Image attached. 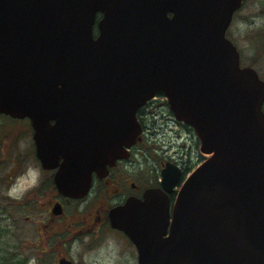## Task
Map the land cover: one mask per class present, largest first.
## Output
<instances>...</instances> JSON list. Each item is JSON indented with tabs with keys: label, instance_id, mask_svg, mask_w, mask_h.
Wrapping results in <instances>:
<instances>
[{
	"label": "water",
	"instance_id": "water-1",
	"mask_svg": "<svg viewBox=\"0 0 264 264\" xmlns=\"http://www.w3.org/2000/svg\"><path fill=\"white\" fill-rule=\"evenodd\" d=\"M243 2L0 0V113L30 118L60 192L85 195L126 156L158 92L209 155L172 208L168 163L160 187L111 210L139 264H264V79L226 34Z\"/></svg>",
	"mask_w": 264,
	"mask_h": 264
},
{
	"label": "rangeland",
	"instance_id": "rangeland-1",
	"mask_svg": "<svg viewBox=\"0 0 264 264\" xmlns=\"http://www.w3.org/2000/svg\"><path fill=\"white\" fill-rule=\"evenodd\" d=\"M227 35L240 50L241 64L254 67L264 79V0H245L242 8L235 14ZM157 99V105L166 100L163 96H157ZM156 108L163 113L156 112L153 115L149 108L146 115L150 130L155 132L150 141L172 142L175 134L169 125L163 124L166 120L172 122L169 119L172 116L166 108L160 105ZM152 146L154 145L150 144L146 149L147 157L140 158L141 162L134 168L146 171L148 180L151 179V174L158 176L151 158L156 155ZM173 149L175 146L164 149V153L159 150L158 153L173 154ZM33 150L29 120L0 115V223L7 230L0 237V255L18 253L17 257L25 259V264H56L55 257L59 253L66 254L73 261L77 260L78 264H138L134 247L125 245V242L106 232L94 238L92 235H82L75 242L73 233L66 230L72 228L68 218L57 220L48 227V231L42 228L41 223L47 220V214L45 204L40 201L45 200V197L43 195L40 198L39 195L34 198L29 189L45 174L39 162H36ZM183 150L186 157L184 154L182 158L195 165L201 155L195 138L189 137ZM48 182L47 178L46 184ZM66 211L68 216L76 212L72 208H67Z\"/></svg>",
	"mask_w": 264,
	"mask_h": 264
},
{
	"label": "flooded vegetation",
	"instance_id": "flooded-vegetation-1",
	"mask_svg": "<svg viewBox=\"0 0 264 264\" xmlns=\"http://www.w3.org/2000/svg\"><path fill=\"white\" fill-rule=\"evenodd\" d=\"M157 96L161 95L157 94ZM157 96L149 100L138 111V119L142 128L141 134L139 135L137 141L129 147L128 156L118 158L113 165H108L107 170L102 171V173H98L96 171L93 172L92 187L87 195L81 198H73L60 193L54 182L55 169L45 170L44 177L40 176L38 178V180L32 185L33 187L29 190L32 192L34 198H38L39 195L40 198L43 195L45 197V200L40 201L42 204H45L44 209L47 214V220L41 223L43 229L48 231V227L52 226V224L57 220L68 218L71 221L70 226L72 228H66V230L73 233L75 242L79 240L82 235H92V238H94L100 233L106 232L109 235H113L115 239L125 242V245H132L135 249V245L123 231L112 227L110 210L114 206L123 203L129 196L141 197L147 187L159 186L161 171L169 162L175 163L180 170V175L177 179L176 185L173 191L169 194L172 203L180 184L193 166L190 160L182 158L184 154L186 157L183 146H185L189 137L195 138V142L198 144V139L190 126L185 123L178 122L173 118L166 100L158 102V105L162 108H166L172 116V118H169L172 119L170 120L172 122L166 120L163 124L164 126H170L171 130L175 134L174 140L172 142L168 141L167 143L164 142V140H158L156 143H151L150 138L153 134H155V132L150 130V126H148L146 121V115L149 108L151 109L153 115L156 112L163 113L162 110H157L156 108V106H158L156 104L158 101ZM178 139L182 140L183 143L177 142ZM157 143L160 145H157ZM150 144L154 145L152 147L153 150L156 151V155H152L151 158L153 159L155 168H157L158 176L156 177L151 174V179L148 180L147 175L145 174L146 171L141 170L139 167H137V170L134 168L141 162L140 158L147 157L145 152ZM172 146H175L173 154H159V150L164 153L166 151L164 149ZM199 159L203 160L204 157H199ZM47 178L49 179L48 184H46ZM56 204H60L62 207V212L60 214L54 213V207ZM67 208H72V210H75L76 212L71 214V216H68V212L66 211ZM90 242H92V240ZM61 257L68 256H66V254L59 253L56 255L54 262L59 264V259ZM73 262L74 264H78L77 260Z\"/></svg>",
	"mask_w": 264,
	"mask_h": 264
},
{
	"label": "trees",
	"instance_id": "trees-1",
	"mask_svg": "<svg viewBox=\"0 0 264 264\" xmlns=\"http://www.w3.org/2000/svg\"><path fill=\"white\" fill-rule=\"evenodd\" d=\"M8 204L11 205V202ZM5 232H7L6 228L0 223V237H2ZM17 255L18 253H12L9 256H6L5 254L0 255V264H25V259L17 257Z\"/></svg>",
	"mask_w": 264,
	"mask_h": 264
}]
</instances>
